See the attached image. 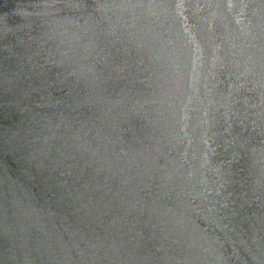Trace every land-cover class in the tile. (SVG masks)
I'll use <instances>...</instances> for the list:
<instances>
[{"label":"water","instance_id":"95a60500","mask_svg":"<svg viewBox=\"0 0 264 264\" xmlns=\"http://www.w3.org/2000/svg\"><path fill=\"white\" fill-rule=\"evenodd\" d=\"M0 264H264V0H0Z\"/></svg>","mask_w":264,"mask_h":264}]
</instances>
